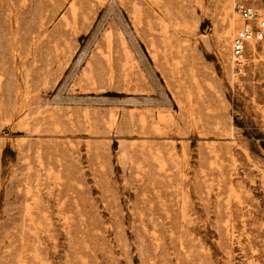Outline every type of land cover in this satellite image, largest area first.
Instances as JSON below:
<instances>
[{
    "label": "rangeland",
    "instance_id": "1",
    "mask_svg": "<svg viewBox=\"0 0 264 264\" xmlns=\"http://www.w3.org/2000/svg\"><path fill=\"white\" fill-rule=\"evenodd\" d=\"M239 25L232 0H0V264H264Z\"/></svg>",
    "mask_w": 264,
    "mask_h": 264
},
{
    "label": "built area",
    "instance_id": "2",
    "mask_svg": "<svg viewBox=\"0 0 264 264\" xmlns=\"http://www.w3.org/2000/svg\"><path fill=\"white\" fill-rule=\"evenodd\" d=\"M232 5L240 22L231 43L232 58L241 66L247 49L264 43V0H232Z\"/></svg>",
    "mask_w": 264,
    "mask_h": 264
},
{
    "label": "bare ground",
    "instance_id": "3",
    "mask_svg": "<svg viewBox=\"0 0 264 264\" xmlns=\"http://www.w3.org/2000/svg\"><path fill=\"white\" fill-rule=\"evenodd\" d=\"M231 58H232V51H231ZM232 61H233V58H232ZM233 63H234V61H233Z\"/></svg>",
    "mask_w": 264,
    "mask_h": 264
}]
</instances>
